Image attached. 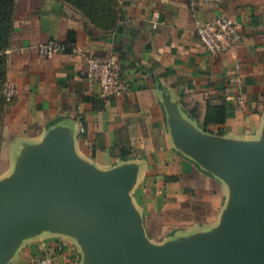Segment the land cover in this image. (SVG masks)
Returning a JSON list of instances; mask_svg holds the SVG:
<instances>
[{"label": "crops", "instance_id": "obj_1", "mask_svg": "<svg viewBox=\"0 0 264 264\" xmlns=\"http://www.w3.org/2000/svg\"><path fill=\"white\" fill-rule=\"evenodd\" d=\"M117 1L116 24L104 31L58 0H16L6 66V88L14 94L2 116L0 180L13 174L25 146L40 143L54 128L66 129L76 156L97 170L135 166L130 200L147 239L161 245L218 226L229 198L227 183L175 144L168 102L200 132L240 141L261 137L264 0L222 1L221 9L240 23L242 40L219 57L204 48L194 30L197 17L209 19L215 10L193 12L187 0ZM156 13L164 23L152 28ZM68 31L75 47L119 63L125 80L120 98L102 99L98 87L85 80L83 55L39 57L29 49L47 40L65 41ZM208 104L223 106L225 120L204 129ZM116 148L129 152L125 159ZM50 249L53 264L83 262L75 238L41 232L23 240L6 264H26Z\"/></svg>", "mask_w": 264, "mask_h": 264}, {"label": "water", "instance_id": "obj_2", "mask_svg": "<svg viewBox=\"0 0 264 264\" xmlns=\"http://www.w3.org/2000/svg\"><path fill=\"white\" fill-rule=\"evenodd\" d=\"M168 113L177 147L229 187L218 226L151 243L129 196L135 166L97 170L57 127L0 180V264L41 232L75 238L83 264H264V127L259 140L240 141L196 130L169 102Z\"/></svg>", "mask_w": 264, "mask_h": 264}, {"label": "built area", "instance_id": "obj_3", "mask_svg": "<svg viewBox=\"0 0 264 264\" xmlns=\"http://www.w3.org/2000/svg\"><path fill=\"white\" fill-rule=\"evenodd\" d=\"M223 0H187L191 11L201 9L215 10L209 19L197 17L194 20V30L200 43L214 57H219L234 47L242 40L241 25L230 18L222 9ZM158 13L151 20V27L157 28L163 25ZM29 49L34 50L39 57H50L57 53L73 52L85 57L86 66L83 76L87 82L98 87L99 96L102 99L120 98L125 90V80L119 63L109 55L89 54L74 45H68L65 41L47 40L37 43ZM7 96L12 97V87L6 88ZM240 108L244 102L242 95L236 97ZM51 249L32 256L26 264H53Z\"/></svg>", "mask_w": 264, "mask_h": 264}, {"label": "trees", "instance_id": "obj_4", "mask_svg": "<svg viewBox=\"0 0 264 264\" xmlns=\"http://www.w3.org/2000/svg\"><path fill=\"white\" fill-rule=\"evenodd\" d=\"M78 10L90 23L101 30L113 28L119 16L117 0H58ZM16 0H0V143L2 139V116L11 97L6 91V66L7 51L11 46L14 29V12ZM73 31L67 32L65 42L73 45ZM225 120L223 106L208 104L204 116L202 128L207 129L210 124H222ZM220 133L221 130H218ZM115 153L122 159L129 153L125 150H118Z\"/></svg>", "mask_w": 264, "mask_h": 264}, {"label": "rangeland", "instance_id": "obj_5", "mask_svg": "<svg viewBox=\"0 0 264 264\" xmlns=\"http://www.w3.org/2000/svg\"><path fill=\"white\" fill-rule=\"evenodd\" d=\"M59 238V237H58ZM69 238V237H68ZM67 240H69L70 242H75V241H73V239H67ZM72 246H74L75 247V245H74V243H73V245ZM81 264H83V263H81Z\"/></svg>", "mask_w": 264, "mask_h": 264}]
</instances>
